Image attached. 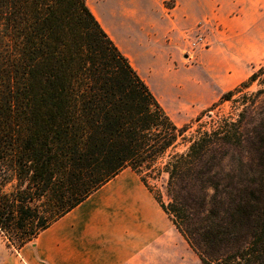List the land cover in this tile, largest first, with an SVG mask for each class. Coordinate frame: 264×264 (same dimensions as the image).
<instances>
[{
    "label": "trees",
    "instance_id": "16d2710c",
    "mask_svg": "<svg viewBox=\"0 0 264 264\" xmlns=\"http://www.w3.org/2000/svg\"><path fill=\"white\" fill-rule=\"evenodd\" d=\"M254 83L236 120L187 138L189 124L170 119L86 0H0L7 247L33 242L129 169L200 264H264V63L221 100ZM162 175L166 200L150 183Z\"/></svg>",
    "mask_w": 264,
    "mask_h": 264
},
{
    "label": "crops",
    "instance_id": "0c3cea01",
    "mask_svg": "<svg viewBox=\"0 0 264 264\" xmlns=\"http://www.w3.org/2000/svg\"><path fill=\"white\" fill-rule=\"evenodd\" d=\"M160 1L149 0L139 15L126 9L121 38L87 5L170 119L210 106L264 61V0H175L166 11ZM203 23L211 47L196 49L194 63L186 65L180 35ZM162 213L126 169L33 242L19 250L0 244V264H176L174 251L162 257L168 229Z\"/></svg>",
    "mask_w": 264,
    "mask_h": 264
},
{
    "label": "rangeland",
    "instance_id": "374dc122",
    "mask_svg": "<svg viewBox=\"0 0 264 264\" xmlns=\"http://www.w3.org/2000/svg\"><path fill=\"white\" fill-rule=\"evenodd\" d=\"M87 4H92L95 8V11L100 16L104 22H108L112 29L115 31L118 38H121L124 34V31L121 29V22H124L126 19L125 10L133 9L136 11L137 15L140 13H146L147 8L150 7L149 0H86ZM160 8H163L164 11L168 8H173L175 6V0H162L159 2ZM154 16V13H151ZM206 24H198L192 29L184 30L182 35H180V40L185 44L184 48L186 50L185 54L188 55L189 61H182L186 65H192L195 61V50H207L211 47L208 35L205 33ZM102 27V26H101ZM104 30V29H103ZM208 31V30H207ZM201 38V40H199ZM190 52L191 56L188 54ZM264 61L256 63L250 66L247 72V76L244 78V82L247 78L262 65ZM239 83V84H240ZM238 84V85H239ZM237 85V86H238ZM236 86V87H237ZM234 87V88H236ZM234 88L227 90L220 94L217 99L208 107L196 112L194 109L177 112L174 116L171 117L176 126L181 127L183 125L189 124V130L185 134L187 138L197 135L199 132L209 131L220 124L222 121H234L237 119V115L240 112L241 108L238 105V99L242 96L248 99H252L253 94L259 88L256 83H254L248 90H244L239 95L235 96L232 101H222L221 96L228 91L233 90ZM236 101V102H235ZM184 150V144H179L174 150L175 153H181ZM167 157V156H166ZM166 176L162 175L157 181L150 182L154 187L155 191H160L165 198V189L164 183ZM161 217L165 220L167 224V231L163 234L161 250L162 257L164 254L170 251H174L177 256L176 264H200L199 260L195 254L189 249L185 241L174 229L169 220L162 213ZM0 244H4L6 247V240L0 234Z\"/></svg>",
    "mask_w": 264,
    "mask_h": 264
},
{
    "label": "built area",
    "instance_id": "2783aa9c",
    "mask_svg": "<svg viewBox=\"0 0 264 264\" xmlns=\"http://www.w3.org/2000/svg\"><path fill=\"white\" fill-rule=\"evenodd\" d=\"M199 40H201V38H199Z\"/></svg>",
    "mask_w": 264,
    "mask_h": 264
}]
</instances>
